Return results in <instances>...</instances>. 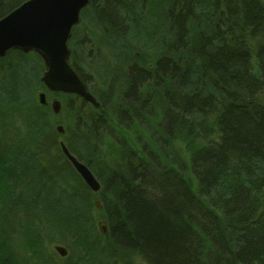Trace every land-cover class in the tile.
Wrapping results in <instances>:
<instances>
[{
	"label": "trees",
	"instance_id": "1",
	"mask_svg": "<svg viewBox=\"0 0 264 264\" xmlns=\"http://www.w3.org/2000/svg\"><path fill=\"white\" fill-rule=\"evenodd\" d=\"M24 1L0 0V18ZM82 12L70 63L98 107L58 93L54 113L35 96L39 54L0 57V264H264L263 0Z\"/></svg>",
	"mask_w": 264,
	"mask_h": 264
},
{
	"label": "water",
	"instance_id": "2",
	"mask_svg": "<svg viewBox=\"0 0 264 264\" xmlns=\"http://www.w3.org/2000/svg\"><path fill=\"white\" fill-rule=\"evenodd\" d=\"M88 4L89 0H25L0 18V57L11 49L36 52L45 64L41 81L47 90L55 94H76L98 107L96 97L70 63L69 41L73 28L80 23L82 10ZM38 102L41 105L49 104L45 91L39 92ZM50 106L54 113L60 112L62 102L58 96L53 98ZM57 130L64 132L62 125H58ZM60 145L87 186L97 193L101 184L92 170L70 152L64 140H60ZM96 205L101 208L98 200ZM98 225L102 234H108L105 220H100ZM54 249L61 256L68 251L60 244H56Z\"/></svg>",
	"mask_w": 264,
	"mask_h": 264
},
{
	"label": "rangeland",
	"instance_id": "3",
	"mask_svg": "<svg viewBox=\"0 0 264 264\" xmlns=\"http://www.w3.org/2000/svg\"><path fill=\"white\" fill-rule=\"evenodd\" d=\"M263 2H264V0H263ZM86 12H90V9H88ZM90 14V13H89ZM81 23H84L83 22V12H81V19H80V23L78 24V25H76L74 28H73V30L75 29V28H80V25H81ZM81 29V28H80ZM73 37V36H72ZM72 37L70 38V41H69V43H70V45H71V40H72ZM69 45V46H70ZM71 47V46H70ZM71 57V56H70ZM43 60V59H42ZM43 66H44V70H45V64H44V61H43ZM44 70L41 72V74H40V76H42L43 75V72H44ZM40 91H45L46 92V96H47V101H48V105H50V103H51V101L53 100V98H55L57 95H55V93H53V92H50L49 90H47L44 86L43 87H38L37 89H36V91H35V96H37V99H38V94H39V92ZM37 93V94H36ZM58 98H60V96H58ZM61 99V98H60ZM68 117L65 115V113H61L60 114V116H58L57 117V121H56V124H55V127L57 128V126L58 125H62L63 126V128H65V126L67 125V123H68ZM99 222V221H98ZM98 222H97V224H96V226H97V229L99 230V225H98ZM56 244H60V245H64V244H62V243H60V242H54V243H52L51 245H50V250L52 251V253H56L58 256H59V254H58V252L54 249V246L56 245ZM66 247V246H65ZM76 253V252H75ZM77 254V253H76Z\"/></svg>",
	"mask_w": 264,
	"mask_h": 264
},
{
	"label": "bare ground",
	"instance_id": "4",
	"mask_svg": "<svg viewBox=\"0 0 264 264\" xmlns=\"http://www.w3.org/2000/svg\"><path fill=\"white\" fill-rule=\"evenodd\" d=\"M63 140V139H62ZM62 149V148H61ZM64 154V153H63ZM65 155V154H64ZM85 182V181H84ZM86 183V182H85ZM99 223V222H98ZM99 232L101 233V231H100V229H99ZM68 250V249H67ZM58 254H59V252H58ZM68 254H69V251H67V254L65 255V256H61L60 254H59V257H61V258H65V257H67L68 256ZM79 261V257L77 256V254H74L73 255V263L74 264H76V262H78Z\"/></svg>",
	"mask_w": 264,
	"mask_h": 264
}]
</instances>
